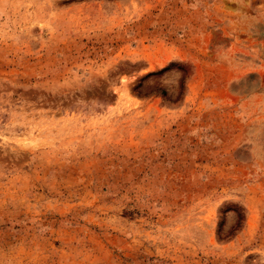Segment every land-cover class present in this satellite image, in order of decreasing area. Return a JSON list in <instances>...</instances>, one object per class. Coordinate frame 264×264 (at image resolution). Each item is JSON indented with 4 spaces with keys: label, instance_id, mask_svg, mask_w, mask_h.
Instances as JSON below:
<instances>
[{
    "label": "rangeland",
    "instance_id": "obj_1",
    "mask_svg": "<svg viewBox=\"0 0 264 264\" xmlns=\"http://www.w3.org/2000/svg\"><path fill=\"white\" fill-rule=\"evenodd\" d=\"M0 264H264V0H0Z\"/></svg>",
    "mask_w": 264,
    "mask_h": 264
},
{
    "label": "trees",
    "instance_id": "obj_2",
    "mask_svg": "<svg viewBox=\"0 0 264 264\" xmlns=\"http://www.w3.org/2000/svg\"><path fill=\"white\" fill-rule=\"evenodd\" d=\"M168 68V66H165V67H163V68H161V69H159L158 71H157V73L158 72H161V71H164L165 69H167ZM149 74H151V73H149ZM139 84V83H138ZM138 84L136 85V86H138ZM139 91L137 90L136 91V93H138ZM159 92L163 95L164 94V91L162 90V89H159Z\"/></svg>",
    "mask_w": 264,
    "mask_h": 264
}]
</instances>
